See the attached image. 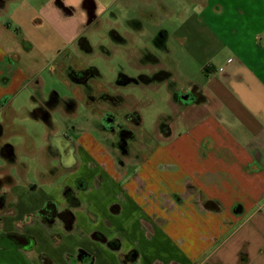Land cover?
Returning <instances> with one entry per match:
<instances>
[{"label": "crops", "instance_id": "crops-1", "mask_svg": "<svg viewBox=\"0 0 264 264\" xmlns=\"http://www.w3.org/2000/svg\"><path fill=\"white\" fill-rule=\"evenodd\" d=\"M79 1H0V252L14 246L30 264H264V0H180L188 12L160 0L157 54L150 39L132 47L126 83L163 85L166 112L155 138L130 128L126 141L140 138L125 155L97 108L112 114L129 95L95 83L78 96L94 98L92 120L73 134L50 120L81 101L56 91L45 100L39 73L76 83L73 92L98 73L72 79L89 70L68 52L84 23ZM141 20L150 37L149 9ZM25 113L43 122L36 138L16 122ZM47 201L71 214V228L40 218Z\"/></svg>", "mask_w": 264, "mask_h": 264}, {"label": "rangeland", "instance_id": "rangeland-1", "mask_svg": "<svg viewBox=\"0 0 264 264\" xmlns=\"http://www.w3.org/2000/svg\"><path fill=\"white\" fill-rule=\"evenodd\" d=\"M43 1L40 0V2H37L35 0V6H38V3L43 4ZM52 1L56 2V0ZM77 1L70 0V5L73 6L72 9L78 8L76 6ZM169 1L171 5L169 7L170 11L174 9L178 11H191L190 9L184 8L185 4L181 3L180 0ZM79 7H82L84 10V23L79 29L77 41L71 44L68 52L73 58L75 57L73 63H75L78 69H90L94 66L97 68L98 73L97 75L92 74L84 84L79 83L78 89H75L76 91L73 92L71 87L75 86L76 83L71 86L65 78L52 75L45 68L39 73L44 83L43 92L45 100L49 98L48 95L52 91H56L59 96L64 94L65 96L76 99L78 96H81V92L90 95L95 83L98 86L96 90H104L102 92H106L109 95L116 92L124 97L129 95L120 100L116 98L118 104H116V107L115 104L111 105L112 108L114 106V112L112 114L104 112L103 109L97 108V111L100 113L98 119H101L103 127L105 126V131L108 132L109 136L112 134L111 137H116L117 146L121 145L122 149L120 148L121 150H118V153L121 155H125V153L131 154V151L136 149L137 142L135 138L138 140L141 137V140H145L156 137L157 123L161 122L159 119L163 116L162 112H166V88L163 85H158L155 89H152L126 83L130 76H136L134 74L137 73L132 64L135 53V49L133 50L132 47L139 45L138 48L141 50L143 49L142 45H147V41L150 39V42L148 41L149 45L147 46L151 47V52L155 55L157 54L154 48V39L156 38L154 34L156 35L158 32L159 12L163 11V8L160 0H148L147 2L142 0H80ZM147 9L150 11L151 19L149 28L151 30L150 37L146 35L145 28L148 25L146 23L143 24L141 20L142 12L147 11ZM128 19H133L134 25H131L132 23L128 24ZM133 26L139 28L137 32H134ZM81 44L84 45V49L81 47ZM86 46L89 50L86 49ZM139 59L142 61L143 58L141 57ZM89 89L90 91H88ZM40 93L42 94V92H38L37 96H40ZM19 97H22L24 102L31 101V97L26 91H23ZM78 98L81 102L80 105L73 109L74 116L66 117L58 111H53L50 115L51 122L54 125L60 126L61 130L64 129L69 134L74 133L72 127L78 123L79 119L82 122H87L94 117V113L90 112V106L93 104L91 102H93L94 98L86 97L84 102H82V97ZM102 99V106H108L111 103V100L107 101L109 97L106 95ZM112 100L115 101V98ZM30 108L31 110L34 109L32 106ZM132 110H137L139 113L140 121L138 124L130 121V118H135L131 114ZM39 116L42 118L40 114ZM19 121L33 128V138L38 136L39 126L43 123L39 117L38 119H34L32 115L30 116L29 113H25L21 119L20 115L16 118V122ZM130 128L131 130L134 129V132H138L140 137H132L131 142H128L126 140Z\"/></svg>", "mask_w": 264, "mask_h": 264}, {"label": "trees", "instance_id": "trees-1", "mask_svg": "<svg viewBox=\"0 0 264 264\" xmlns=\"http://www.w3.org/2000/svg\"><path fill=\"white\" fill-rule=\"evenodd\" d=\"M85 44V43H84ZM82 45V44H81ZM84 49V45L81 46ZM88 50V47L86 46ZM92 69L84 70L81 72L73 73L72 79L74 81L84 80L90 73ZM39 116V115H38ZM38 215L43 219L47 224H51L54 220H58L66 228L72 227V216L66 210H59L56 203L53 201H47L38 211Z\"/></svg>", "mask_w": 264, "mask_h": 264}, {"label": "water", "instance_id": "water-1", "mask_svg": "<svg viewBox=\"0 0 264 264\" xmlns=\"http://www.w3.org/2000/svg\"><path fill=\"white\" fill-rule=\"evenodd\" d=\"M0 258V260L7 264H30L29 261L25 259L24 255L17 251L14 246L0 252Z\"/></svg>", "mask_w": 264, "mask_h": 264}, {"label": "flooded vegetation", "instance_id": "flooded-vegetation-1", "mask_svg": "<svg viewBox=\"0 0 264 264\" xmlns=\"http://www.w3.org/2000/svg\"><path fill=\"white\" fill-rule=\"evenodd\" d=\"M1 1V0H0ZM44 116H45V114H44ZM121 146V145H120ZM45 204V203H44ZM41 218V217H40ZM43 220V219H42ZM55 221V220H54ZM16 238V240H17V242H19V243H24V241H23V239L22 238H20V237H15Z\"/></svg>", "mask_w": 264, "mask_h": 264}]
</instances>
